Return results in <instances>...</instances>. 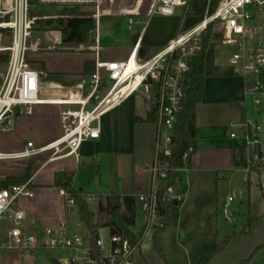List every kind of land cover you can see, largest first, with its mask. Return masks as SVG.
I'll use <instances>...</instances> for the list:
<instances>
[{
	"label": "built area",
	"instance_id": "2783aa9c",
	"mask_svg": "<svg viewBox=\"0 0 264 264\" xmlns=\"http://www.w3.org/2000/svg\"><path fill=\"white\" fill-rule=\"evenodd\" d=\"M140 1L0 0V59L8 58L7 70L0 85V132H13L17 117L31 115L37 106L69 107L61 114L62 134L58 140L40 148L28 143L24 150L15 154L0 153V161L32 159L45 154L51 155L49 160L78 157L85 142L101 138L105 115L128 97L142 92L149 111L153 110L157 118L154 123L157 132L155 155L149 167L151 185L146 193L137 197L144 216L141 245L143 239L154 234L159 226V181L166 179L171 171L167 159L172 155L175 128L186 97L190 61L203 51V38L210 27L219 30V43L228 50L232 75L245 83L246 119L239 125L240 133L233 132L230 136L242 142L240 172L247 190L250 192L256 188L264 196V0H210V8L216 1L213 12L210 10L198 24L181 33L151 58H140L143 31L127 59L104 58L108 50L101 44L102 20L125 16L132 31L142 14L141 9L136 10ZM147 2L142 0L141 8ZM187 6L188 0H151L148 17H174L179 9L187 11ZM124 7L128 10L123 11ZM44 8L59 12L46 14L38 11ZM65 9H79L95 20L96 29L90 43L91 52L95 55V68L83 83L68 89L66 95L46 99L42 94L46 84L43 73L33 69L29 60L30 53L40 49L31 48L30 43L41 22L57 19ZM44 33L55 32L45 30ZM79 47L73 49L60 38L44 49L85 52L84 46ZM185 58H189L188 65L184 62ZM128 79L132 83L124 91L116 93L117 88L120 90ZM247 101L251 104L250 119ZM193 153L190 148L184 160L187 161ZM182 171L186 172L187 167L179 173ZM61 195L67 210L77 206L71 194L62 190ZM33 197L31 181L0 191V225H10L6 239L0 242V255L23 249L33 252L60 251L73 255L62 264H134L138 247L117 232L110 236L108 248L101 238L96 241L103 254L101 260L90 256L89 238L87 248L83 237L70 235L66 222L57 228L46 229L41 236L26 233L23 229L26 213L18 204L22 199ZM84 200L90 204L97 201V197L88 195ZM233 201V197L228 199L226 209ZM175 203L181 206L180 199Z\"/></svg>",
	"mask_w": 264,
	"mask_h": 264
},
{
	"label": "crops",
	"instance_id": "0c3cea01",
	"mask_svg": "<svg viewBox=\"0 0 264 264\" xmlns=\"http://www.w3.org/2000/svg\"><path fill=\"white\" fill-rule=\"evenodd\" d=\"M150 2L148 0L147 4L141 8L142 0L140 1L136 10L141 9L142 14L137 18L139 23L133 27L132 31L129 30L127 17L122 15L112 17L127 23L132 45L114 49L105 47L108 52L104 54V58L109 60L127 59L143 31L140 58L142 60L149 59L160 49L168 46L181 33L195 26L189 23L192 19L190 16L180 18L177 16V12L174 17H153L157 20L152 27V22L145 20L148 18ZM193 5L194 0L191 6L192 14L194 13ZM124 10L128 9L124 7ZM60 38L58 35V39ZM32 58V66L35 64L37 69L32 68L43 73V81L46 84L42 94L46 99L61 98L66 95L68 89L83 83L95 68L93 52L71 53L62 50L48 51L43 49L39 53L33 54ZM87 64L90 65L88 69ZM223 67L224 69L221 70L216 68L215 64L213 77L207 78L205 81L203 101L196 110L197 139L195 151L190 157V165L187 167V171L180 173L178 182H182L185 177L191 184L194 180L193 185L195 186L196 183L202 184L203 179H206L208 175H218L234 170L240 171L242 142L239 139H232L230 135L233 132L240 133L239 125L245 122L241 121V118L246 116L245 83L241 78L232 75L228 59ZM6 70L1 73L3 77ZM51 77H54L55 80H52ZM136 94L125 99L116 109L105 115L101 138L85 142L78 157L49 160L51 155L45 154L32 159L0 161V184L7 178L25 177L27 169L32 165V177L29 181H31L34 190V197L22 199L18 204L19 208L26 213L23 227L26 233L41 236L46 229L57 228L63 222L67 223L69 233H71L68 216L76 210L79 224L87 230L89 238L88 229L80 219L78 207L67 210L61 190L54 187L55 177L58 173L73 174L70 193L80 195L83 198L88 195L97 197V201L88 205L95 215V223L99 227V233L101 229H110V236L119 232L118 229L105 227L109 221V205L115 202L114 199H121L122 212L126 214L123 199L129 196L134 197L136 201L134 208L135 225L130 229L136 226L137 207L139 205L137 197L146 192L142 191L141 186H134L137 156L144 153L149 160L153 161L157 132L154 123L146 122L150 112L146 99L142 108H138L135 101ZM216 104H231L236 107L234 119L239 122L232 123L231 131L225 134L218 132L214 123L212 124V120L206 115L207 111ZM68 109L69 107L59 105H40L34 108L31 115L17 117L13 132H0V153H19L26 148L28 143H33L35 147L40 148L55 142L62 134L61 114ZM144 168L146 171L149 170L147 161ZM80 172H82V176L88 178L86 180L89 183L85 188L91 189L93 187L95 192L84 189L74 190L75 179ZM113 180L122 183L124 189L121 188L120 190V185H116L117 190L112 191L107 183ZM190 182L187 183L186 188H179L176 183L168 192V199L174 202V206L170 212V225L159 236L160 238L175 224L179 235V244H182V240L185 241L183 236L188 237L192 235L194 230L201 227L193 222L186 224V219L192 209ZM178 199L181 200V206H177L175 203ZM93 204L96 205L95 209L92 208ZM173 209L178 212L175 222L172 221ZM229 214L234 215L232 212ZM103 216H105V220L99 223V218ZM9 228L10 225L7 223L0 225V242L6 239ZM142 231L143 229L139 233L131 232L138 236ZM148 237L153 239L154 234L143 239L140 248L135 252L134 264H164L163 261L166 262L167 260L166 255L163 254L164 250L158 247L159 253L157 254L154 246L146 242ZM88 246L89 243H86L87 248ZM39 253L43 252L23 249L1 254L0 264H16L18 260L22 261L21 264H34ZM67 253L66 260L56 261L62 264L73 256L71 252ZM49 264H51L50 261Z\"/></svg>",
	"mask_w": 264,
	"mask_h": 264
},
{
	"label": "rangeland",
	"instance_id": "374dc122",
	"mask_svg": "<svg viewBox=\"0 0 264 264\" xmlns=\"http://www.w3.org/2000/svg\"><path fill=\"white\" fill-rule=\"evenodd\" d=\"M150 2V0H149ZM193 0H188L186 9H179L177 16L192 18L190 24H198L204 16L210 11V0H194L193 14L191 13V6ZM46 14H56L57 9H38ZM82 12V11H81ZM185 12V14H184ZM152 19V20H151ZM147 22H152V27L156 23V18H146ZM124 20L116 18H104L101 22L100 38L103 47L124 48L132 45V38L127 29V23ZM155 21V22H154ZM46 28L40 26L34 32L30 46L31 48H39L42 51L47 46H50L54 41L58 40V35L55 33H44ZM60 36V35H59ZM220 33L218 28L212 29L211 43L215 44L216 48V68L224 69L223 64L228 59V50L226 47L220 45ZM73 49H79V46H69ZM92 44L84 46L85 52H91ZM38 52H31L29 55L30 64L32 66V55ZM75 53L74 51H69ZM6 58V57H4ZM2 58L0 59V61ZM33 68L37 66L33 64ZM7 69V63L0 65V85L3 79L1 73ZM220 70V71H221ZM145 95L138 92L135 96V101L138 108H142ZM249 108L248 119H250L251 104L247 101ZM235 106L231 104H216L210 108L206 115L212 120V124L216 126L218 132L225 134L231 131V124L239 122L234 119ZM246 116L241 118L244 122ZM236 146V145H235ZM18 161V160H15ZM148 166L152 165V160L148 159L144 153L137 156V166L134 173V186H141L143 192H147L151 185V173L144 168L145 162ZM180 178V175H179ZM86 176H82V172L78 173L74 183V190L80 191H94L85 188L88 186ZM244 177L240 171H230L216 174H211L203 179L202 184L196 183L195 186L188 181V178H183L182 182L177 183V187L186 188L187 183L190 182V191L192 198V209L190 210L186 219V224L193 222L199 224L201 227L194 230L192 235L183 236L185 241L179 244V235L176 231L175 224L163 236L157 246L163 249V254L166 255V262L164 264H201L202 261L209 260L208 264H264V221L254 231L250 232L248 221L251 216H264V196L262 193L253 188L250 192L247 190L243 181ZM116 185H120L124 189L123 184L117 180L109 181L107 186L116 191ZM115 186V187H114ZM145 192V193H146ZM230 197L234 201L230 203L226 209V203ZM168 198V195H167ZM95 204L92 208L95 209ZM234 213L231 216L229 213ZM177 210L173 209L172 221L175 222L177 218ZM77 211L74 210L68 216V223L70 227L71 236H81L88 243L87 230L82 228L79 224ZM105 220V216L99 218V223ZM193 220V221H192ZM172 222V223H173ZM4 224V223H3ZM2 224V225H3ZM144 227V217L141 211V205L137 207V224L131 229L133 233H139ZM111 231L110 229H101L99 237L105 242L106 247L109 246ZM142 236V234L140 235ZM143 238V236H142ZM146 242L155 247V241L152 238H147ZM219 246H223V250L216 253ZM154 249V250H155ZM159 253V249L156 250ZM215 254V255H214ZM150 256V255H148ZM67 252L60 251H46L37 255V261L34 264H49V260H66ZM18 260L16 264H21Z\"/></svg>",
	"mask_w": 264,
	"mask_h": 264
},
{
	"label": "trees",
	"instance_id": "16d2710c",
	"mask_svg": "<svg viewBox=\"0 0 264 264\" xmlns=\"http://www.w3.org/2000/svg\"><path fill=\"white\" fill-rule=\"evenodd\" d=\"M216 1L212 3L211 12L214 11ZM42 27L60 35L63 43L67 46H87L92 43V34L96 29V22L88 13L81 12L79 9L63 10L59 17L51 21H43L40 24ZM212 27H210L203 38V51L191 58L190 71L186 84V97L182 105L181 113L178 116V123L175 128L174 148L172 155L167 162L171 168L166 179L159 181L158 191V208H159V226L154 233V241L156 250H158V237L170 225V212L174 206V202L167 198L168 192L173 188L179 179V171L190 165V157L187 161L184 160L186 153L192 148L195 151L196 147V110L197 106L202 103L205 94V81L214 75L216 46L211 43ZM143 50V49H142ZM8 58H2L0 65L7 63ZM90 65L87 64V69ZM93 70L89 73H93ZM55 80L54 77H51ZM157 120L155 113L151 110L148 114L146 122L155 123ZM32 177V165L27 169L26 175L23 178H7L0 184V191L11 186L22 185L27 183ZM73 180V174L58 173L55 177L54 187L59 190H64L75 198L79 210V216L83 224L88 229L90 241V256L93 259L101 260L103 254L96 246V241L99 237V227L95 223V215L91 211L89 205L80 195L70 193V188ZM115 202L109 205L108 217L109 221L105 227L118 229L121 235L131 241L133 246L140 248L142 236L134 235L131 232V227L135 225V198L132 196L125 197L123 204L127 213L122 212L121 199H114ZM264 216H251L248 221L250 232L254 231L262 222ZM116 233V232H115ZM223 250V246H219L216 253ZM215 255V254H214ZM51 264H60L55 259L49 260ZM209 260L202 261L201 264H208ZM245 264V263H242Z\"/></svg>",
	"mask_w": 264,
	"mask_h": 264
},
{
	"label": "bare ground",
	"instance_id": "6f19581e",
	"mask_svg": "<svg viewBox=\"0 0 264 264\" xmlns=\"http://www.w3.org/2000/svg\"><path fill=\"white\" fill-rule=\"evenodd\" d=\"M132 83L131 79H128V81L124 84V86L119 90V88H117L116 93L124 91L130 84ZM53 94V93H52Z\"/></svg>",
	"mask_w": 264,
	"mask_h": 264
},
{
	"label": "water",
	"instance_id": "95a60500",
	"mask_svg": "<svg viewBox=\"0 0 264 264\" xmlns=\"http://www.w3.org/2000/svg\"><path fill=\"white\" fill-rule=\"evenodd\" d=\"M184 62L188 65L189 64V58H185Z\"/></svg>",
	"mask_w": 264,
	"mask_h": 264
}]
</instances>
